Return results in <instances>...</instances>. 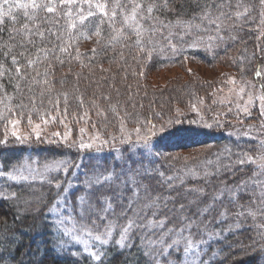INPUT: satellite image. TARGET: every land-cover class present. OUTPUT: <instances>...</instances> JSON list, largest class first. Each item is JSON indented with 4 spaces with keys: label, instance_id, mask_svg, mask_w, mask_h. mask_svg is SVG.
I'll use <instances>...</instances> for the list:
<instances>
[{
    "label": "snow or ice",
    "instance_id": "6c2138e0",
    "mask_svg": "<svg viewBox=\"0 0 264 264\" xmlns=\"http://www.w3.org/2000/svg\"><path fill=\"white\" fill-rule=\"evenodd\" d=\"M190 4L197 11L185 19ZM13 9L23 10L26 22L21 24ZM95 9H99V12ZM168 13H172L175 19H168ZM5 18L9 19L13 27L8 32L7 42L0 37V57L4 61L10 59L13 68H5L0 64V78L8 76L9 82L12 79L17 81L14 89L20 95L21 102L17 107L21 110L27 107L25 99L28 105L35 106V90L39 91L41 101L47 97L52 103L51 97L55 92L57 105L62 98L67 108L70 96L76 97L79 104L83 105V96H77L80 92L79 83L85 78L83 70L92 67L97 55L109 50L113 54L109 58V68L101 67V71L108 73V79L113 83L108 84V79L95 81L100 88L108 84V94L94 92L91 104L99 108L95 103L99 95L110 106L108 110L119 121V136L104 139L96 136L88 142L81 138L79 142L73 141L66 145L69 152L76 150L75 157L69 155L68 158L46 159L39 166L34 160L11 165L9 171L3 170L0 165V178L6 177L11 181L36 179L37 176L47 178L49 173L62 174L47 181L55 189L51 205L45 197H41L38 200L41 207L36 209V214L43 212L46 219L49 215L57 216L50 228L55 230L54 234L61 230L66 220H72L74 227L63 228V235L76 231L72 212H78L81 221L91 220L93 224L105 222L103 231H99L97 225L95 235L86 223L80 225L81 232L98 242L96 250H92L93 246L82 236L73 235L72 243L64 242L68 244L67 249L57 241L52 248L54 252L59 248L60 254L66 252L76 259L87 256L92 264H101L107 256L105 249L115 247L121 254H126V259H130L132 264H139L140 257L143 258V264H208L202 259V253L208 243L219 240L228 249L239 250L234 257V264L235 261L244 264L249 256L255 259L259 255L260 259H264V83L259 85L258 91H253L257 85L245 81L237 93L238 96L246 94L248 97L243 107L237 105L238 118L240 113H243L244 118H251V109L258 108V125L249 124L235 133L237 138L244 137L255 142V154H252V148L233 152L230 147H224L211 153L206 151L203 158L173 156L172 160L183 159L184 165L170 176H165L156 165L158 154L151 151L149 144L158 132L163 133L169 125L182 123V110L176 108L174 114L167 118L162 113L154 112L147 116L129 112V107L135 109L137 105L130 99L122 104L120 89L115 86L116 76L124 71L123 65L127 64L129 57L139 63L162 54L165 49L178 54L183 49L173 41L184 44L186 36H196L188 45L196 48L203 42L199 33L207 34L208 41L224 42L226 38L236 41L238 37L233 33L251 25H255L257 31L264 29V0H248L247 5L243 0H113L111 8L101 3L93 6L92 0H0V33L4 31ZM17 24L20 27H16ZM93 35L97 39L96 46L91 49L89 63H81L82 70L75 73L76 83L69 91L67 85L71 68L68 74L54 78L55 69L49 58L63 67L65 60L56 53L71 57L69 49L77 37L91 39ZM161 41L166 43L161 45ZM33 48L37 49L35 53L31 51ZM211 48V44L206 45V50ZM125 52L128 53L127 57ZM81 55L77 48L75 58L79 60ZM117 56L121 57L120 61H117ZM244 58L242 53L241 63ZM252 58H256L255 53ZM46 61L49 62L45 71H39V66ZM117 63L121 66L115 68L113 75ZM240 73L243 80L247 74L243 67ZM262 75L264 73L260 69L254 73L256 78ZM88 79L91 81V77ZM122 79L127 80V76ZM231 82L235 83L236 78H231ZM56 85L60 86L59 89ZM124 87L131 89L128 84ZM3 88V83H0V90ZM112 91L116 93L115 103ZM190 107L199 115L195 103ZM200 119L203 121L204 117L200 116ZM44 122L47 123V120ZM129 122L135 126L125 135ZM240 122L243 125V119ZM12 123L15 125L18 121ZM29 123H32L31 117ZM205 127L211 128L212 124L205 123ZM39 128L40 124H36L35 129ZM36 138H40L38 131ZM16 139L23 143L27 137L17 136ZM117 142L128 146V156L125 157L124 151L117 149L121 156L118 158L113 155L110 169L103 168L101 150L104 146L114 147ZM212 147L209 144L206 149ZM92 149H95V153L88 152L87 156L96 162L90 165L83 178L65 179L70 172L78 173L84 167L85 156L80 154ZM117 164L120 165L119 171L116 170ZM157 175L160 180L153 183ZM188 180L203 181V184L189 187ZM161 185L166 186V191L159 190ZM62 208L69 214L62 215ZM249 220L252 221L250 225ZM225 222H229L227 227H213L215 224L224 225ZM246 230L251 233L247 236V243L239 239L235 243L227 240L229 235L236 236ZM197 236H206L207 239H196ZM16 237L17 234L13 232L5 233L0 238V264H5V261L25 264L24 260L17 261L15 256L19 248ZM78 245H83V249L79 250ZM133 248L137 250L135 253L132 252ZM38 253L39 249L22 255L30 257Z\"/></svg>",
    "mask_w": 264,
    "mask_h": 264
},
{
    "label": "trees",
    "instance_id": "16d2710c",
    "mask_svg": "<svg viewBox=\"0 0 264 264\" xmlns=\"http://www.w3.org/2000/svg\"><path fill=\"white\" fill-rule=\"evenodd\" d=\"M93 6H95L96 3H101L105 4L107 8H111L113 6V0H92ZM243 3L245 5L248 4V0H243ZM177 8H179V4L176 5ZM84 8H87V5H84ZM79 10V9H77ZM95 11L99 12V9H95ZM197 11L194 5H189L187 8V12L184 16L185 19H188L193 12ZM13 13L18 16L19 20L21 21V24L26 22L23 18V10H17L13 9ZM73 15H75V12H73ZM163 15V14H162ZM168 19H175L172 13L167 14ZM4 31L0 33V37L7 42L8 40V32L9 30L13 27V25L10 23L8 18H5V23H4ZM16 27H20V24H17ZM106 27V26H105ZM255 25H251L250 27H245L243 31H238L233 33L238 37L236 41H231L225 39L224 42H218V41H208L207 39V34L205 33H199L198 35H205L203 38V42L200 43L201 45H208L211 44L213 45V50L214 46H220L225 44V47L228 46L224 50L222 48L220 52L216 54V56L220 55H225L227 52L229 53H238V58L242 59V53L244 54V59L243 61L247 60L248 62L246 63V75L243 77V79L248 78V77H253L254 76V71H256V68L259 66L261 62V55L258 54V39L255 37L254 33ZM70 31H74L71 30ZM175 31L179 32V29H176ZM94 36V35H93ZM227 37V34H225ZM196 36H186L184 37L187 46L191 43L193 39H195ZM96 37H93L92 39L84 40V36H78L73 47L69 49L71 52V57L67 55H63L59 52L56 53L57 56H59L61 59L65 60V64L63 67L60 66V64L56 61H52L51 58H49V61L53 64L54 69H55V77H61L62 75L68 74L69 73V68H71L72 72L76 70L75 64L78 63L81 66V63L87 64L89 63V59L91 58V50L89 51H84V48H93L96 46ZM174 43L180 44L178 40H174ZM161 45L165 44L166 41H161ZM37 45L39 46V41H37ZM78 48L79 53L82 55L80 56L79 60H77L76 57V50ZM245 49L247 50L245 52ZM36 48L31 49L33 53L36 52ZM227 50V51H226ZM197 51L195 55L197 57L200 54V49L195 48L194 50H191V52ZM172 52L168 51L167 49L164 50V52L160 55H154L153 57L155 58L154 63L148 62V64H152L149 69L151 70H158L164 67L163 65L165 64V60H161L160 58L162 56L168 57L171 55ZM253 53L256 54V58L253 59ZM191 54V53H190ZM112 52L109 50L107 53H101L100 55H97L94 59V63L92 64V68L89 69L88 74L92 77L93 80L97 81H102L104 79H108V73L102 72L99 70L101 67L103 69H108L109 68V58L112 57ZM222 55V56H223ZM125 56H128V53L125 52ZM177 57V54H176ZM215 59V57L213 56ZM117 61L121 60V57L117 56L116 57ZM183 59V54H180L177 58L170 60L169 64L173 62L177 63ZM49 61H46L44 64L40 65L38 70L43 72L46 69V66ZM100 61L101 64L98 65L99 68H96V64ZM0 64H3L5 68L12 69L13 66L11 65L10 59L7 61H4L2 57H0ZM21 64H23V61H21ZM241 64V62H240ZM120 67V63H117L114 67ZM137 63L134 62L130 57L128 58L127 64L123 65L124 71H121L118 76H116L115 80V86L120 89V101L123 104L126 100H131V102L135 103L138 107L140 105L144 106H149V109L154 112L153 109L157 110L159 113L164 114L167 112V109L162 107L160 102L165 103L167 105L166 100L169 102L170 97H167V94H163V88L162 87H155L153 88L151 84L146 82L143 79H136L135 81L132 80L131 78L127 80L122 79L125 75L127 77H130V75H133L136 70L139 68L137 67ZM117 67V68H118ZM125 68L128 70L126 71ZM14 71V69H13ZM90 72V73H89ZM58 74H61L60 76ZM115 74V68L113 71V75ZM69 76V75H68ZM255 77V76H254ZM52 79L53 77H49ZM256 78V77H255ZM180 83V78L177 77L175 80ZM188 81V80H187ZM0 83H3L4 88L3 90H0V100L2 97V94L6 95L7 98H9V101L7 102L6 106H11L13 108H17L18 111V105L21 102L20 101V95L15 91L14 85L17 83L15 79H12L11 82H9L8 76H4L0 78ZM113 81L111 79H108V84H112ZM108 84H105V88L101 91L102 88L96 86L91 90H94L95 92L100 91L103 92L105 95L108 94ZM125 84L131 85V89H126L124 87ZM188 84H191L189 82ZM85 86V84H82ZM72 86L73 87V82L72 78L69 79L68 77V85L67 87ZM202 88V84H196L194 83V87ZM88 87H90L88 85ZM56 88L59 89V86L56 85ZM87 88V87H86ZM91 88V87H90ZM80 89V88H79ZM82 89V87H81ZM36 91V96H35V106L33 107L32 105H28L27 99H25L24 103L27 105V107L30 109L29 113L31 117H34L35 110L38 107H41V105H45L46 103H49V98H45L43 101H41L40 96H39V91ZM83 91V89H82ZM81 91V92H82ZM133 91V92H131ZM83 93V92H82ZM79 95V94H77ZM111 95L113 96L114 100L116 97L115 91H112ZM27 96V92H25V97ZM52 103L55 104V98L54 96L51 97ZM69 100H72L76 106H78L79 102L78 100L74 99L73 97L70 96ZM147 102L145 104L144 102ZM63 101V99H62ZM1 107L3 108L2 104ZM154 107V108H153ZM51 108H57L58 111H63L61 108L58 106H51ZM59 115V114H58ZM151 116V114L149 115ZM188 117V116H187ZM187 117L180 118L181 121L183 122ZM7 115H2L0 114V126L2 124H5L7 120ZM190 132H183V134H178L173 137H168L165 139H155L152 138L150 140L149 148L154 154H158V158L166 164L165 166L162 165H157L160 169V171L164 172L165 176H170L176 174L177 170L179 167L176 165L169 163L165 161L161 155L162 153L169 152V148H174L177 145L181 144H190L191 145V139H195L196 143L202 147V146H207L208 143H211L213 147L217 151L221 150V145L224 144L226 138L225 134L220 133V132H214L212 130L209 131H202V132H191V129H188ZM57 139H53L48 136H41L39 139L36 140H26L23 143L20 141H16L13 144H7L0 146V165L3 166V170L9 171L11 165H16L18 163H25L30 160H34L37 162V166L46 159H52V158H68L69 155L72 157H75L77 155V152L75 149H72L71 152H69V149L66 147V144L60 143L57 144ZM233 143V147L238 148L240 150H245L247 147L253 145L254 141L247 142V140H234L231 141ZM236 142V143H235ZM239 146V147H238ZM139 147V146H138ZM112 147L105 146L104 149L101 151H104L105 149H109ZM128 146L123 145L118 148H112L113 154L112 156L107 157V153L102 152V167L103 168H109L111 167V162H112V157L115 155L116 157L121 156V152L117 151V149H121L124 151V156L126 157L128 154L127 151ZM135 151V149H133ZM89 151L86 150V153H81L80 155L85 156V161H84V167L80 169V171L77 172H70L65 179H73L74 177L76 179H82L84 176V173L89 171L90 165L94 164V160H90L87 156V153ZM157 164V160L155 162ZM135 162H133V167H135ZM120 165H116V170L119 171ZM57 175H62L58 173H49L47 178H41L39 176L36 177V179H28V180H21V181H15V182H10L6 178H0V238L5 233L11 234V233H16L17 234V244H19V248L17 249L15 256L17 258V261L23 260V255L22 253L25 252L26 248L28 247L29 242L31 241V236L28 234H25L24 231L34 229L35 224H37L41 216H44V213L41 212L39 215H33L30 212L36 208H40L41 205L38 204V197L37 195H32L30 193V190L35 191V193H44V197L46 198V202L51 205L53 202V194L55 192V189L48 184V180L51 179L53 176ZM155 180H160V177L157 175ZM166 188H163V191ZM15 193L16 195L13 196L12 194ZM174 194V193H173ZM76 193H72L73 197V202H74V197ZM5 197H7L5 199ZM37 201V204L35 203ZM61 214L62 215H68V211L66 209H61ZM72 216L75 217V228L76 231L70 232L69 235L64 236L63 235V228H68V229H73V221L72 220H66L65 224L61 226V230L58 232H55L54 234V229L50 230L52 222H54L57 219V216L49 215L48 218L46 219L43 217V220H45V225L43 229L45 230V235H43V231L38 234V236L42 239L41 245L42 247L39 249V253L37 254L38 256H42L40 260H38V264H92V261L87 257L84 256L83 258L76 259L73 258L71 255H68L66 252L64 254H60V249L57 248V251L54 252L52 250L53 246L59 241L60 244H63L64 248L67 249L68 244H65V241H68L69 243H72V236L73 235H79L82 236L84 240H87L89 244L95 242L96 244L98 243L97 241H94L91 239L86 233H83L80 231V225L82 223H86L88 228H91L93 230V235L96 234L97 232V225L98 224H93L91 220L88 221H81V218L78 214V212H72ZM45 218V219H44ZM9 219V222H8ZM98 222V221H97ZM229 222H225L224 225L220 224H215L213 227L215 229H220L222 227H227ZM252 223L251 220L248 221V224L250 225ZM10 224L16 226V227H11ZM18 227V228H17ZM99 231H103V227L99 226ZM118 229L116 230L117 238H118ZM195 231V230H194ZM25 234V235H24ZM251 233L250 231H243L240 234L233 236L229 235L227 237V240L229 242L235 243L237 239L239 240H244L245 243H247V236H249ZM43 236V237H42ZM55 236V237H54ZM204 238L206 239L207 237H200L197 236L196 239H201ZM136 243H139V240L137 239ZM77 248L79 250L83 249V245H78ZM107 252V256L101 264H132L130 259H126V254H121L120 252L117 251L115 247H108L105 249ZM137 250L135 248L132 249V252L135 253ZM238 249H228L226 247V244L222 241L215 240L210 243H208L205 247V252L202 253V259L204 261H207L208 264H234V257L238 253ZM226 253V255H225ZM221 257V255H223ZM259 255L253 259L251 256L248 257V259L244 262V264H259V261H261ZM31 259H28L25 262V264H30ZM5 264H12L11 261H5ZM139 264H143V258L140 257L139 259ZM235 264H240L239 261H235Z\"/></svg>",
    "mask_w": 264,
    "mask_h": 264
},
{
    "label": "rangeland",
    "instance_id": "374dc122",
    "mask_svg": "<svg viewBox=\"0 0 264 264\" xmlns=\"http://www.w3.org/2000/svg\"><path fill=\"white\" fill-rule=\"evenodd\" d=\"M254 33L255 37L259 41L258 54L261 55V62L256 68V70L260 69L262 73H264V68H261V65H264V34H262L264 33V29L257 31L255 26ZM199 36L202 38L205 37V35ZM93 37L95 36H92L91 39ZM84 40L88 39L84 38ZM178 47H181L183 49L182 52L177 54V57L180 54H183V59L181 61L174 64L173 62L169 64L170 60L177 58L176 54L171 53V55L168 57L162 56L160 58L161 60H165V64L163 65L164 67L158 70H151L149 68L150 66H152V64L150 65L148 64V62L154 63L155 58L152 57L150 60L144 59L137 63V67L139 68L136 70V72L133 75H130V77H127L128 79L131 78L134 81L136 79H143L149 84H151L153 88L162 87L163 94L166 93L167 97L172 96L170 97L169 102L166 100L167 105L165 103H162V101L160 102L161 106L167 109V112L164 113L165 118H167L169 115L174 114L176 108H180L182 110L183 114L180 116V118L188 116L182 123L169 125L163 133L158 132L156 137L154 138L162 140L168 137L171 138L175 135L183 134V132H190L188 129H191V132H202L212 130L214 132H220L225 134V136L223 137L226 138V140L224 144H220L221 150L224 147L231 148L233 145L231 141L247 140L244 137L237 138L235 134L236 130L243 129L249 124L258 125L257 118L259 116V112L258 108H252L251 118H244L243 113H240V118H238L237 105L239 104L241 107H243L248 97L246 94H241L240 96H238L237 93L239 91V88L243 86L245 81H251L253 84H256L257 88L253 89V91H258L259 85L264 83V75L259 78H255L253 76L242 80L240 68L243 67L245 69L246 63L248 61L245 60L243 61V63L240 64L241 58H238L239 55L237 52H227V54L225 55L222 54L223 56L220 55V58L219 56H216V54L220 52L222 48H224V50L228 48V46L225 47V44L220 46H214V50L213 45L211 50H206V45L199 44V46L196 48L200 49V52L198 53L201 57H197L195 55L197 51L191 52V50H194L195 48H191L186 44H178ZM91 49L92 48L86 47L83 50L89 51ZM213 56L215 57V59L213 58ZM185 57H187V59H185ZM74 64L76 70L68 76L69 79L72 78L73 85L76 83L75 73L80 72L82 70L80 64ZM99 64H101L100 61L96 64L97 66L95 67L99 68ZM117 67L118 66L114 68ZM99 70L101 69L99 68ZM125 70L127 71L128 69L125 68ZM189 70L191 71L189 72ZM83 71L85 78L82 79L79 83L80 92L78 93L79 95H77L83 96V105L78 104V106H76L72 100H69L67 108H65V104L61 98L58 105L56 103H46L44 106L41 105V107H38L35 110V112L37 111V113H35L34 117H31L30 114L27 115L30 111L28 107H25L23 110L18 109L17 111V108L6 106L7 102L9 101V98H7L6 95L2 94L0 100V114L7 115L8 118L5 124H2L0 126V141H6V143H0V146L15 143L17 141V136L21 138L27 137V139L24 140L25 142L26 140H36L37 131L40 133V137L48 136L53 138L54 140L57 139V144L63 143L66 145L72 143L73 141L79 142L81 138L85 142H88L96 136H100L102 139L110 138L111 136H119V121L114 119L113 113L108 110L110 106L105 101L100 99L99 95H97V97L95 98V103L99 105V108L92 106L91 101L93 100V93L95 91L91 89L98 86L96 83H94L97 80H93L90 74H88L89 69H84ZM141 73L143 75H141ZM58 75L60 76L61 74ZM89 77H91V81L88 79ZM177 77L180 78V83L177 81L172 82V80H175ZM233 77L236 78L235 83L231 82V78ZM56 78L58 79L59 77ZM189 82H191V84H188ZM90 83H92V86H90L91 88L88 87ZM194 83H196L197 85L202 84V87H204V89L198 88L196 86L194 87ZM82 84H85V86ZM103 88H105V86ZM103 88L101 89V91L103 90ZM67 89L71 91L72 86L67 87ZM247 91L248 89L246 88L245 93H247ZM95 93L99 94L101 92L97 91ZM52 96H54L56 100L55 92L52 94ZM73 98L78 100L76 97ZM113 103H115L114 98ZM144 103L147 104L146 100ZM192 103L196 104L199 115L197 114V112L191 110L190 105ZM256 103L258 105V101ZM1 104L3 108L1 107ZM52 105L55 107L58 106L63 111H58L57 108H51ZM229 108H231V111H229ZM8 109H11L12 111H8ZM153 110L155 113H159L157 110ZM128 111L141 113L147 116H149L150 114L152 115L154 113H152L148 105H143V107L137 106L135 109L129 107ZM121 114L123 113L121 112ZM200 116L204 117L203 121L200 119ZM29 117H31L32 120L31 124L29 123ZM241 119H243V125L240 122ZM45 120H47V123L44 122ZM193 120L196 122L190 123V121ZM13 121H18V123H15V125H13ZM157 123L159 124L160 122L157 121ZM205 123L212 124V127H205ZM36 124H40L39 129H35ZM134 126V124L129 122L125 130V135H127V131L131 130ZM13 133H15V135ZM65 137H67L66 141ZM194 140L195 139H191V145L188 143L177 145L174 148H169V152L162 153L161 157L165 161L176 165L177 167H179L178 169H180L184 165V160H172L171 158L173 156L181 158L198 156L200 158H203L206 151L208 153L217 151L215 147H212L211 149H206L205 146L200 147ZM247 142L249 143L251 141L247 140ZM209 144L211 143H208L207 145ZM121 146L123 145L117 142L114 148L116 149ZM255 146L256 145L254 142L253 145L247 147L245 150L252 148V154H255ZM112 148H109L107 150L105 149L102 152L107 153L106 156L110 157L112 156L111 154L114 153L112 152ZM232 150L233 152H236L240 149L233 147ZM87 151L95 153V149ZM156 160V165H162L166 167V164L162 162L159 158ZM245 168L247 169V166H245ZM8 181L15 182L11 180ZM157 181H159V179H154L153 183H156ZM202 184L203 181H187V186L189 187ZM163 188H166V186L161 185V188L159 190L162 192L166 191V189L163 191ZM35 191L30 190V193L32 195H37L38 200L41 197H44V193H35ZM35 203L37 204V201H35ZM36 209L32 210V212L30 213L33 215H37ZM43 217L45 216H41V218L39 219L40 222L35 224L33 230L30 229L28 230V232L24 231L25 234H28L32 238L25 252H36L37 249H40L42 247L40 242L42 239L38 236V234L43 231V235H45L46 229H43L45 225V220H43ZM104 223V221L97 222L98 226L102 227L104 226ZM119 223H124V221H119ZM10 226L16 227L12 224H10ZM91 245L93 246L92 250H96L98 243L96 244L95 242H93L91 243ZM109 254L107 256H109ZM223 256L224 254L221 255V257ZM41 257V255L38 257L37 255L30 257L23 256V260L26 261L28 259H31L32 263L30 264H38V260H40ZM259 264H264V259L259 261Z\"/></svg>",
    "mask_w": 264,
    "mask_h": 264
}]
</instances>
